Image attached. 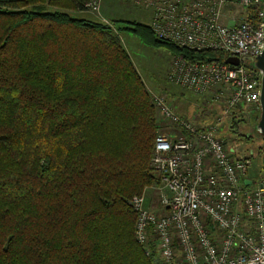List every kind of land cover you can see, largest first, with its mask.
I'll list each match as a JSON object with an SVG mask.
<instances>
[{
	"label": "trees",
	"instance_id": "16d2710c",
	"mask_svg": "<svg viewBox=\"0 0 264 264\" xmlns=\"http://www.w3.org/2000/svg\"><path fill=\"white\" fill-rule=\"evenodd\" d=\"M84 4L0 0V264H154L128 201L156 182L161 120L114 27L76 15ZM122 24L189 61L216 57Z\"/></svg>",
	"mask_w": 264,
	"mask_h": 264
},
{
	"label": "built area",
	"instance_id": "2783aa9c",
	"mask_svg": "<svg viewBox=\"0 0 264 264\" xmlns=\"http://www.w3.org/2000/svg\"><path fill=\"white\" fill-rule=\"evenodd\" d=\"M125 1L149 14L142 24L157 39L216 55L189 61L179 53L165 77L202 99L203 113L188 118L153 96L161 122L148 189L156 203L146 207L145 193L128 201L137 244L154 264H264V173L250 177L252 154H239L230 136L260 116L253 64L264 49V0ZM101 2L85 0V13Z\"/></svg>",
	"mask_w": 264,
	"mask_h": 264
},
{
	"label": "rangeland",
	"instance_id": "374dc122",
	"mask_svg": "<svg viewBox=\"0 0 264 264\" xmlns=\"http://www.w3.org/2000/svg\"><path fill=\"white\" fill-rule=\"evenodd\" d=\"M105 1L107 3L106 6H109L108 8L112 9V0ZM121 3H127V6L130 7L129 3L125 0H122ZM102 9L103 3L101 2L98 13L93 14L88 12L76 15L90 20L96 21L100 18L106 21V19H108V14L103 12ZM133 9L137 10L138 12H142L141 9H131L130 7L128 8V11L124 8V15H126L127 13L129 15H131L132 13L135 14L136 11H134ZM131 17L134 18L135 16ZM136 20H138L137 17ZM122 23L125 22H112L111 20L108 25L114 27L113 29L117 31L116 34L120 39L122 46L129 54L134 64V67L136 68L140 78L142 79L146 89L148 90L149 95L152 96V98L153 96H161L166 101V103L174 109V111L179 114H184L188 118L192 117L195 112H200L201 108H203L201 106L202 99L196 97V95L186 91L183 88L177 87L167 82L165 79L170 60L173 58V56H175V53L167 48H157L143 44L138 37H136L129 31H122L121 29L124 26V24ZM216 109L217 107L216 105H214L212 110L215 111ZM155 110L156 112H158L157 114L159 115V111L156 108ZM257 122L258 119L240 122L238 123L239 125L237 127H234L235 129L230 134L233 139V146L239 154H252L254 160L252 169L250 171V177L252 178H258L264 173V167L262 164V159L264 156V139L255 130ZM148 187L149 186L144 187L142 190V193H145L146 207H148L152 203V201L156 203V196L154 194V191L153 189H148ZM149 260L155 263L153 259Z\"/></svg>",
	"mask_w": 264,
	"mask_h": 264
},
{
	"label": "crops",
	"instance_id": "0c3cea01",
	"mask_svg": "<svg viewBox=\"0 0 264 264\" xmlns=\"http://www.w3.org/2000/svg\"><path fill=\"white\" fill-rule=\"evenodd\" d=\"M103 1H105V0H103ZM103 1H102V3H103V9L102 10H103V12H105V13L108 14V16H107L108 19H106V21H105V20L99 18V20L97 19L96 21H99V22H102V23H105V24H107V22H108L109 19H110L109 22L112 20V22H114V21H118V22L119 21H122V22L131 21V22H139V23H142V22L146 21L148 19V17H149V14H147L146 12H143V11L142 12H138L135 9H133L134 11H136L135 14L132 13L131 15H129L127 13L126 15H124V11H123L124 8H125V10L128 11V8L131 7V9H132L133 7L130 4H129L130 7H128L127 6V3L122 4L121 3L122 0H112V2H113V4L111 5V8L112 9H109L108 8L109 6H106V4H107L106 1L105 2H103ZM109 12H110V14H109ZM131 16H135V17L132 18ZM136 17L140 21L136 20ZM140 17H141V19H140Z\"/></svg>",
	"mask_w": 264,
	"mask_h": 264
},
{
	"label": "water",
	"instance_id": "95a60500",
	"mask_svg": "<svg viewBox=\"0 0 264 264\" xmlns=\"http://www.w3.org/2000/svg\"><path fill=\"white\" fill-rule=\"evenodd\" d=\"M226 63L231 64V65H237V60L234 58H228L226 60ZM253 67L257 69L261 74V93H260V99H259L260 116L255 126V130L264 139V49L261 55L257 58L256 62L253 64ZM262 164L264 167V156L262 159ZM245 184L248 185L249 181H246Z\"/></svg>",
	"mask_w": 264,
	"mask_h": 264
}]
</instances>
